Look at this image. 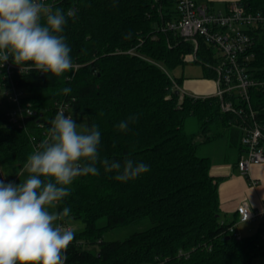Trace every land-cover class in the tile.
I'll use <instances>...</instances> for the list:
<instances>
[{
	"label": "trees",
	"instance_id": "obj_1",
	"mask_svg": "<svg viewBox=\"0 0 264 264\" xmlns=\"http://www.w3.org/2000/svg\"><path fill=\"white\" fill-rule=\"evenodd\" d=\"M54 9L71 12L63 35L74 64L61 77L32 71L20 77L37 112L29 129L11 126L9 103L0 96V166L8 182L24 177L17 172L39 139L37 121L43 111L51 117L57 101H67L70 114L101 132L100 157L123 163L143 162L150 170L128 182L115 172L77 178L72 192L55 209H71L69 220L81 221L68 248L72 264H252L264 258L263 230L242 238L236 220L222 219L221 178L210 175L212 161L199 147L233 132L239 116L224 113L214 96L180 97L171 71L188 62L194 45L159 28L177 19L178 0H46ZM250 11H264V0H240ZM256 39L255 77L264 80V27ZM196 62H204V77L216 78L212 47L200 41ZM134 50L135 54L129 53ZM2 82L0 74V83ZM71 88L68 95L62 89ZM251 105L264 121V87L251 89ZM75 97V101H73ZM138 117L126 131L117 124ZM195 117L199 131L187 134L186 119ZM201 139V140H200ZM106 219L104 226L97 222ZM151 225L125 240L105 241L107 230ZM264 225V221H262ZM234 227L233 231L230 228ZM240 236V239L237 238Z\"/></svg>",
	"mask_w": 264,
	"mask_h": 264
},
{
	"label": "clouds",
	"instance_id": "obj_2",
	"mask_svg": "<svg viewBox=\"0 0 264 264\" xmlns=\"http://www.w3.org/2000/svg\"><path fill=\"white\" fill-rule=\"evenodd\" d=\"M71 15L45 0H0V67L11 59L21 74L34 70L61 77L74 70L71 48L62 34ZM70 92L71 88L62 89L64 95ZM137 119L129 116L116 127L126 131ZM50 124L17 172L24 179L18 184L0 180V264H66L67 250L76 238L66 222L71 209H55L71 194L73 182L98 175V164L105 172H115L120 182L150 170L132 159H101L99 128L77 124L63 108Z\"/></svg>",
	"mask_w": 264,
	"mask_h": 264
},
{
	"label": "built area",
	"instance_id": "obj_3",
	"mask_svg": "<svg viewBox=\"0 0 264 264\" xmlns=\"http://www.w3.org/2000/svg\"><path fill=\"white\" fill-rule=\"evenodd\" d=\"M176 11L177 19L167 22L159 29L191 41L194 45L191 60L196 59L200 41L212 47L213 57L216 59V92L213 96L220 99L222 112L239 116V122L233 124L240 132L242 149L237 166L242 175L247 176L251 166L264 164V121L259 120L258 111L253 109L250 93L254 87H264V80L255 77L252 67L256 59V39L252 33L264 27V11H250L240 0L230 2L223 10L218 11L213 4L202 0H178ZM129 53L135 54L134 50ZM75 65L74 72L80 67ZM0 74V96L9 103L6 114L8 122L11 126L28 130V123L37 112L33 103L27 99V91L20 88L17 82L27 74H21L19 67L11 59L0 67ZM175 88L181 98H206L190 95L177 84ZM60 108L64 109L65 114L71 115L70 105L64 100L55 103L51 117L45 116L46 111H43L37 121L41 134L38 140L33 137L34 148L44 139L51 120ZM0 180L8 183L1 166ZM16 180L17 178L12 183L16 184ZM251 184L256 185L257 181L252 179ZM236 214L238 223L264 221V203L258 210H252L247 203H242L237 206ZM67 225L72 228L68 222ZM233 230L234 227L230 228V231ZM237 238L240 239V236ZM66 264H72L68 261V250Z\"/></svg>",
	"mask_w": 264,
	"mask_h": 264
},
{
	"label": "crops",
	"instance_id": "obj_4",
	"mask_svg": "<svg viewBox=\"0 0 264 264\" xmlns=\"http://www.w3.org/2000/svg\"><path fill=\"white\" fill-rule=\"evenodd\" d=\"M213 4L215 1L211 0ZM231 1H223L222 8ZM190 57V56H189ZM188 60V59H187ZM190 61V60H188ZM187 70V73H186ZM181 76L182 86L186 92H193L194 96L211 97L216 92L214 79L204 77V71H198L194 68L186 69ZM233 133L228 130L220 138L225 139V147L222 149L209 148L205 151L206 157L212 161L210 175L215 178H221L219 185L220 210L223 220H233L236 218V208L242 203H247L252 210L262 208L264 203V164L253 165L250 167L247 176L242 175L237 162L241 155L240 132L233 126ZM201 140V139H200ZM203 143V145L211 144ZM207 147V146H206ZM256 180L257 184L252 185L251 181ZM259 223L258 230H263L262 221ZM236 230V229H235ZM264 236V234H262Z\"/></svg>",
	"mask_w": 264,
	"mask_h": 264
},
{
	"label": "rangeland",
	"instance_id": "obj_5",
	"mask_svg": "<svg viewBox=\"0 0 264 264\" xmlns=\"http://www.w3.org/2000/svg\"><path fill=\"white\" fill-rule=\"evenodd\" d=\"M205 3H209V4H213L212 2H210L211 0H202ZM216 3L213 4L214 9L215 10H223L222 8V3L223 1H231V2H235V1H239V0H213ZM47 3V1H46ZM201 46V43H199ZM193 55V54H192ZM188 57V61L186 64L181 65L177 68H175L174 70L171 71V74L173 77L177 78V79H181V76L183 74H185V70L186 69H190V68H194L195 70L201 71L203 70V66H204V62H196L197 60L193 59L191 60V56ZM187 73V70H186ZM190 95H196L193 92L188 91L187 92ZM73 118L76 120V123H85L84 121H81L77 116L73 115ZM185 131L187 134H194L196 132L199 131V122L198 120L193 117L190 116L186 119L185 122ZM216 131H219L220 133H222V135H224L225 130L221 129V128H217ZM225 141V139H224ZM224 141L222 138H218L215 140V142L211 143V144H207V145H200L199 147V155L204 156L205 155V151L209 148H213V149H222L225 147ZM207 146V147H206ZM223 218V216H221ZM236 220V218H233L234 221ZM237 221V220H236ZM69 225L72 227V229L74 231L80 232L83 229V224L81 221H74V220H69ZM106 224V219L102 218L97 222L98 226H104ZM151 225L150 221L144 220L141 223L134 225V226H127V227H123V228H118V229H111V230H107L104 233L103 239L105 241H114V240H125L127 239L130 235L139 232V231H143L146 228H148ZM259 223L257 221L255 222H246V223H237L235 224V229L236 232L238 234L241 235L242 238H249L253 235H255L259 230ZM264 234V232H263ZM252 264H264V258H260L255 260Z\"/></svg>",
	"mask_w": 264,
	"mask_h": 264
},
{
	"label": "water",
	"instance_id": "obj_6",
	"mask_svg": "<svg viewBox=\"0 0 264 264\" xmlns=\"http://www.w3.org/2000/svg\"><path fill=\"white\" fill-rule=\"evenodd\" d=\"M179 92H176V94L178 95Z\"/></svg>",
	"mask_w": 264,
	"mask_h": 264
}]
</instances>
